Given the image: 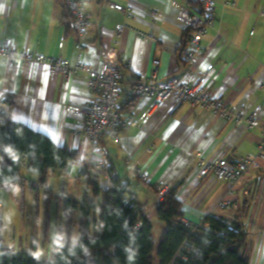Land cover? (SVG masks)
Masks as SVG:
<instances>
[{
	"label": "crops",
	"instance_id": "crops-1",
	"mask_svg": "<svg viewBox=\"0 0 264 264\" xmlns=\"http://www.w3.org/2000/svg\"><path fill=\"white\" fill-rule=\"evenodd\" d=\"M174 2L194 6V0H87L92 25L83 40V50L78 51L76 34L67 26L71 18L66 0H0V34L18 51L65 59L70 65L80 60L93 69L102 66L105 51L116 49L117 60L127 62L121 118L126 123L139 122L138 126L123 128L119 141L103 135L117 179L144 211L147 203L154 201L155 216L161 201L157 187L170 185L182 203V220L189 225L199 226L214 213L238 217L247 233L244 251L250 264H264V163L261 169L245 174L233 195L228 194L227 181L198 173L202 160H238L257 153L264 138V0H216L215 20L192 66L181 57L187 27L177 21ZM112 3L122 5L125 11L110 8ZM118 25L125 26L121 37L116 34ZM209 69L202 84L205 91L244 118L254 114L257 126L215 116L190 102L152 106L150 98L130 97L142 74L156 75L162 81L179 77L194 85ZM87 80L85 71H58L51 76L47 64L16 63L0 57V101L7 106V119L22 122L46 134L58 147L76 153L78 161L70 175L76 170L84 196L89 186L78 177L77 164L98 158L80 112L92 98ZM23 173L36 180L25 169ZM67 173L68 169L58 168L51 174L64 179ZM143 174L148 177L146 181ZM49 185L54 191L51 182ZM59 196L66 197L63 192ZM222 199L232 200L233 206L219 208ZM2 210L0 200V216Z\"/></svg>",
	"mask_w": 264,
	"mask_h": 264
},
{
	"label": "trees",
	"instance_id": "trees-1",
	"mask_svg": "<svg viewBox=\"0 0 264 264\" xmlns=\"http://www.w3.org/2000/svg\"><path fill=\"white\" fill-rule=\"evenodd\" d=\"M67 26L71 29L70 23ZM190 35L191 29L187 28L181 50ZM0 154L3 160L0 187L16 191L28 185L37 197L43 192L46 201L53 196L50 174L58 168L67 170L69 161H78L75 152L58 147L46 134L11 120L0 125ZM24 169L35 175L36 180H30L23 173ZM78 177L87 181L89 190L82 201L56 197L65 215L66 237L53 239L51 258L41 260L32 253L0 243V264H128L125 248L130 254H136L134 264H250L244 251L247 233L238 217L233 218L231 225L224 217L217 219L210 215L199 226L189 225L182 220V203L172 189L156 210L157 218L166 226L157 246L153 224L145 215L143 205L128 193L127 187L121 192L102 189L99 176L87 164L80 169ZM114 182L120 183L117 178ZM124 195L130 199L128 205L122 202ZM97 197L101 198L100 202ZM77 210L80 211V236L73 249L71 223ZM138 223L141 225L135 230ZM185 242L193 246L190 251L185 249Z\"/></svg>",
	"mask_w": 264,
	"mask_h": 264
},
{
	"label": "built area",
	"instance_id": "built-area-1",
	"mask_svg": "<svg viewBox=\"0 0 264 264\" xmlns=\"http://www.w3.org/2000/svg\"><path fill=\"white\" fill-rule=\"evenodd\" d=\"M86 3L87 0H66V9L71 18L70 26L77 37L75 47L78 51L83 50V40L92 25L87 14ZM173 6L176 9L177 21L191 29L189 41L181 50V57L192 66L197 63L203 51L202 42L207 34V29L215 20L216 0H194V6L192 8L178 2H174ZM110 8L125 11L122 5L115 3L110 4ZM153 14L157 15V12H153ZM124 28V25H118L116 27L118 37H121ZM139 34L145 36L144 33ZM62 46L63 43L60 44V47ZM116 54V49L105 51L102 55L104 63L99 69H93L90 65L80 60H77L74 65H70L65 59L47 57L26 50L18 51L5 43L3 36L0 34V57H6L16 63L34 61L47 64L50 68L51 76H55L58 71L64 73L85 71L88 74L87 83L89 89L92 91V98L80 112L84 116L86 136L89 138L93 152L98 158L92 159L87 165L91 166L99 176V186L102 189H115L117 192H121L124 189V185L122 183L115 184L114 182L117 176L109 162L108 151L103 144V135L107 134L111 139L119 141L123 128L129 125L138 126L139 122L132 120L126 123L121 118L120 99L124 94L122 78L123 70L127 66V62L125 60H117ZM211 69L203 74L194 85L183 82L179 77H170L162 81L156 75L146 76L142 74L138 83L131 88L130 97L150 98L153 100L152 106L166 103L177 105L190 102L212 111L215 116L226 119L233 118L239 124L247 121L249 126H257L259 121L254 114L244 118L241 113L228 108L222 100L211 97L205 91L202 84L207 80ZM3 102L0 101V125H5L8 120L7 106ZM263 163L264 138L258 146L257 153L238 160H228L226 158H220L214 161L202 160L199 163L198 173L201 176L213 174L217 180L227 181L230 184L228 194L233 195L235 185L245 174L250 170L261 169ZM75 164L73 161L68 162L67 169L69 173L72 172ZM77 165L79 169L85 166L84 163H78ZM147 178V175H142L144 181ZM157 190L162 200L171 190V187L170 185H166L157 187ZM122 202L124 205H128L130 203L129 197L124 195ZM232 206V200L228 199H222L218 203V207L222 209H229ZM210 216L217 219L222 217L216 213ZM232 221L233 217L226 218L228 225H231ZM140 225L141 223H138L135 226V230ZM184 246L188 251L193 247L188 242H185Z\"/></svg>",
	"mask_w": 264,
	"mask_h": 264
},
{
	"label": "rangeland",
	"instance_id": "rangeland-1",
	"mask_svg": "<svg viewBox=\"0 0 264 264\" xmlns=\"http://www.w3.org/2000/svg\"><path fill=\"white\" fill-rule=\"evenodd\" d=\"M75 176L76 170L72 175L67 173L64 179L58 178L57 174H51L49 179L54 191L52 198L48 201L44 199L43 192L37 197L28 189V185L16 191L2 189L0 200L3 202V210L0 216V236L3 246L32 253L41 260L50 259L53 239L66 237L65 215L55 197L62 192L66 197L77 200H82L84 196L85 188L82 194L80 188L83 182ZM144 213L153 224V236L158 246L166 226L155 216L154 201L147 203V210ZM79 217L80 211L77 210L72 216L71 241L79 239Z\"/></svg>",
	"mask_w": 264,
	"mask_h": 264
},
{
	"label": "clouds",
	"instance_id": "clouds-1",
	"mask_svg": "<svg viewBox=\"0 0 264 264\" xmlns=\"http://www.w3.org/2000/svg\"><path fill=\"white\" fill-rule=\"evenodd\" d=\"M7 152V151H6ZM7 154L13 159V157L7 152ZM14 160V159H13ZM15 161V160H14ZM77 244V241H75L74 245H73V249L75 248ZM72 254H75L74 251H71ZM125 253H126V258H127V261H128V264H134V260H135V253H132L130 254L128 252V249L125 248Z\"/></svg>",
	"mask_w": 264,
	"mask_h": 264
}]
</instances>
